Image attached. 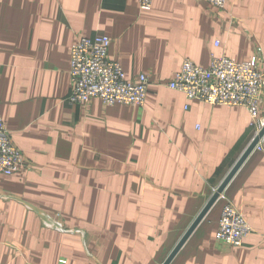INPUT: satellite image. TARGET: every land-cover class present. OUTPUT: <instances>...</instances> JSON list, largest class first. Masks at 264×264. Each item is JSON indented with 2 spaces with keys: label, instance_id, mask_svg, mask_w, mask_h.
I'll list each match as a JSON object with an SVG mask.
<instances>
[{
  "label": "crops",
  "instance_id": "obj_1",
  "mask_svg": "<svg viewBox=\"0 0 264 264\" xmlns=\"http://www.w3.org/2000/svg\"><path fill=\"white\" fill-rule=\"evenodd\" d=\"M103 34L142 106L70 104V48ZM264 0H0V115L26 166L0 174V264H163L254 137L241 106L167 84L184 59L248 61ZM264 115V94L260 106ZM253 148L168 264H264V143ZM232 203L253 231L215 238Z\"/></svg>",
  "mask_w": 264,
  "mask_h": 264
},
{
  "label": "built area",
  "instance_id": "obj_2",
  "mask_svg": "<svg viewBox=\"0 0 264 264\" xmlns=\"http://www.w3.org/2000/svg\"><path fill=\"white\" fill-rule=\"evenodd\" d=\"M207 1L218 10H223L226 2ZM152 2L153 0H138L139 8L149 10ZM110 44L111 39L103 34L76 38L70 48L71 92L67 97L68 103H85L96 97L106 105L144 104L150 84L148 76L140 73L136 79L128 80L120 63L109 57ZM261 62L260 49L248 61L236 62L219 56L213 57L206 67L186 58L167 87L182 92L189 100L245 108L254 129V139L264 127V115L260 113L264 94V71L259 68ZM263 143L264 134L254 148L263 150ZM25 166V158L13 145L0 115V174L12 175ZM252 231L238 209L226 201L218 221L216 240L228 246L239 247ZM65 263V260H59V264Z\"/></svg>",
  "mask_w": 264,
  "mask_h": 264
},
{
  "label": "water",
  "instance_id": "obj_3",
  "mask_svg": "<svg viewBox=\"0 0 264 264\" xmlns=\"http://www.w3.org/2000/svg\"><path fill=\"white\" fill-rule=\"evenodd\" d=\"M264 134V127L261 129L259 134L251 141L247 149L244 151L242 156L239 158V160L234 164L230 172L226 175L224 180L221 182V184L216 188L215 192L212 194L210 199L207 201V203L204 205L202 210L199 212V214L195 217L189 228L186 230V232L183 234L179 242L176 244V246L173 248V250L170 252V254L167 256L166 260L163 262V264H168L170 260L173 258V256L176 254V252L180 249L182 244L186 241L188 236L191 234L193 229L196 227V225L200 222V220L203 218L205 213L208 211V209L213 205V203L216 201V199L219 197L220 193L223 191L226 184L229 182L231 177L234 175L240 164L243 162V160L246 158V156L253 150L256 143L258 142V139Z\"/></svg>",
  "mask_w": 264,
  "mask_h": 264
}]
</instances>
